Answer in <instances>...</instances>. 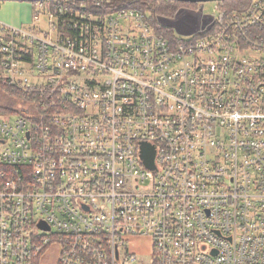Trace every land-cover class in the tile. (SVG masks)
Here are the masks:
<instances>
[{
  "label": "built area",
  "instance_id": "2783aa9c",
  "mask_svg": "<svg viewBox=\"0 0 264 264\" xmlns=\"http://www.w3.org/2000/svg\"><path fill=\"white\" fill-rule=\"evenodd\" d=\"M89 1L0 22V264H264V0L188 40Z\"/></svg>",
  "mask_w": 264,
  "mask_h": 264
},
{
  "label": "rangeland",
  "instance_id": "374dc122",
  "mask_svg": "<svg viewBox=\"0 0 264 264\" xmlns=\"http://www.w3.org/2000/svg\"><path fill=\"white\" fill-rule=\"evenodd\" d=\"M196 9L181 8L175 18H159L158 22L162 26L173 29L175 35L183 40H188L198 33L206 31L214 22L216 17L217 3H201L196 5ZM32 6L30 2L22 1H0V22L11 26L21 27L30 25L32 22ZM40 27L47 31V22L42 19ZM21 101L7 91L0 88V106L19 108ZM139 246L147 255L149 241L143 239L139 241ZM56 250L53 253L46 252L38 264H54L56 261Z\"/></svg>",
  "mask_w": 264,
  "mask_h": 264
},
{
  "label": "trees",
  "instance_id": "16d2710c",
  "mask_svg": "<svg viewBox=\"0 0 264 264\" xmlns=\"http://www.w3.org/2000/svg\"><path fill=\"white\" fill-rule=\"evenodd\" d=\"M253 0H225L217 3L220 9L225 10L229 13L242 12L250 7ZM89 1L88 3H93ZM135 9L151 15V24L155 31L163 37L168 39L176 38L173 29L162 26L158 22L159 18L172 19L175 18L178 11L182 8L196 9V4H184L166 0H104V7L102 10L110 12L118 9ZM4 91L8 90L3 89ZM11 93V92H10ZM6 112H19L15 111L13 107L0 106V113ZM26 112V110H23Z\"/></svg>",
  "mask_w": 264,
  "mask_h": 264
},
{
  "label": "water",
  "instance_id": "95a60500",
  "mask_svg": "<svg viewBox=\"0 0 264 264\" xmlns=\"http://www.w3.org/2000/svg\"><path fill=\"white\" fill-rule=\"evenodd\" d=\"M0 1H22V2H31V1H39V0H0ZM76 2H85L89 0H74ZM166 1H172V2H178V3H184V4H201V3H209V2H223L225 0H166ZM144 159L146 160V164L153 168V150L151 148H144Z\"/></svg>",
  "mask_w": 264,
  "mask_h": 264
},
{
  "label": "bare ground",
  "instance_id": "6f19581e",
  "mask_svg": "<svg viewBox=\"0 0 264 264\" xmlns=\"http://www.w3.org/2000/svg\"><path fill=\"white\" fill-rule=\"evenodd\" d=\"M31 2H34V1H31Z\"/></svg>",
  "mask_w": 264,
  "mask_h": 264
}]
</instances>
